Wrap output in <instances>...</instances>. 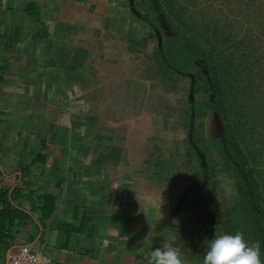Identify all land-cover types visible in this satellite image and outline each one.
Listing matches in <instances>:
<instances>
[{
  "label": "crops",
  "instance_id": "1",
  "mask_svg": "<svg viewBox=\"0 0 264 264\" xmlns=\"http://www.w3.org/2000/svg\"><path fill=\"white\" fill-rule=\"evenodd\" d=\"M147 3L0 0V264H147L164 244L202 264L228 234L199 202L216 115L149 62Z\"/></svg>",
  "mask_w": 264,
  "mask_h": 264
},
{
  "label": "rangeland",
  "instance_id": "2",
  "mask_svg": "<svg viewBox=\"0 0 264 264\" xmlns=\"http://www.w3.org/2000/svg\"><path fill=\"white\" fill-rule=\"evenodd\" d=\"M160 2L165 7L166 4L172 7L170 17L164 12L159 14L158 20H161L159 29H162L164 40L176 33L175 26L170 22L172 19L174 21L172 16H180L183 20L180 21L181 27L184 22L185 28L187 26L196 28L194 37L197 44L192 46V50L200 56L207 52L205 56L195 58L194 61L204 66L202 71L207 74L208 80L214 81V76L210 74L209 59L210 61L212 59L209 53L216 55L222 51L220 60L227 62L225 67L230 70V74L234 71L236 75L235 81L231 82L229 78L227 80L220 78V81H224L220 82V87L223 88L225 98L231 107V112L224 116L229 117V120L223 119L218 110L206 108L211 114L216 115L218 137L212 138L213 141L199 142L200 146L203 144L206 146V150L210 145L209 155L212 158L210 166L207 167L208 173H204L205 181L210 174L207 185L209 193L206 196L201 194L199 202H207L216 219L223 223L230 221L242 224L245 221V225H250V229H253L251 231L255 234L244 237L248 242H260L263 247L261 259L264 261V240L260 239L256 232L258 228H264V61L256 60L253 52H246V55L242 53L245 51V41L249 42L252 50L258 46L260 51L264 50V0H160ZM155 7L157 9V0ZM162 70L166 79H177L170 68L165 67ZM225 75L229 76L228 73ZM230 84L234 85L233 89L229 88ZM213 92L210 95L198 93L194 95V100L206 107L207 99L212 104L214 102ZM237 181H242L241 186L248 191L247 198H243L242 192L238 190ZM246 213L249 215L246 216ZM252 222L257 225H251Z\"/></svg>",
  "mask_w": 264,
  "mask_h": 264
},
{
  "label": "trees",
  "instance_id": "3",
  "mask_svg": "<svg viewBox=\"0 0 264 264\" xmlns=\"http://www.w3.org/2000/svg\"><path fill=\"white\" fill-rule=\"evenodd\" d=\"M145 8H146V11H145L146 21L154 29L159 26V21H158L159 13L164 12L168 16L172 13L171 11L172 7H170L169 4H166V7H165V5H162L160 0H157V8H159V12L156 11V7H154L150 3H147ZM172 17H174V21L172 19L170 20V22H172V24L175 26L174 28H176V33L173 35V37L170 36L167 39H165L161 43L160 46L156 45L154 47L150 55L149 62H151L152 65H156L157 69L158 68L160 69V72L162 73V76L164 78H167V77L165 75V72L162 69H164L165 67H168L173 71V75L177 76V78L179 77L180 79L182 78L188 79L190 82L191 93L193 95H197L198 93L203 94V95H210L214 90L215 92L214 102L212 104L209 101H207L208 100L207 99L205 101V106H206L205 108H207L208 110H214V109L218 110L220 114L223 115L222 116L223 119L226 118L229 120V117H224V116H226L228 112H231V107L229 106L230 105L228 104L229 101L226 100L225 98L226 94L224 93L223 88L221 89L220 85L221 83H224V81L222 80H224L225 78L226 80L227 78H229L230 82L232 80L235 81L236 75L234 74V71H232L233 74L232 73L230 74L229 73L230 70L229 69L227 70V68L225 67V65H227V62L220 60L222 58V53H221L222 51L220 52V54L219 52L216 53V55H213V53H209V56L211 55V59H212V61H210L209 59V63L211 65L210 74L214 76V81H209L207 74H205L202 71V69L204 70V66L202 67L200 63L198 62L196 63V61H194L196 60L195 58H200V57L205 56V54H207V52H205V54L200 56L194 50H192L193 49L192 46L197 44V42L195 41L196 37H194L195 31H196L195 26L194 27L187 26L185 28L184 27L185 23L183 22V27H181L180 21H183L182 18L180 16L178 17L172 16ZM248 43H249L248 41H245L246 47H244L245 51L242 53L246 55L247 54L246 52L248 53L253 52V56H256V60L263 62L264 61V50L260 51L259 46L258 48L255 47V50H252L253 48L249 46ZM247 47L248 48L250 47V49L248 50ZM225 73H228V75L229 74L230 75L226 76ZM220 78L222 79L221 80L222 82L220 81ZM233 84L228 85L230 89L234 88ZM239 85H241L240 82H239ZM211 160L212 158H210V162ZM212 171H213V168H212ZM204 173L206 174L208 173V168L205 170ZM209 177H210V174L208 175L206 179L207 182L209 180ZM237 182L238 183L236 184H237L238 190L242 192L243 198H247L248 191H245V188L241 186L240 182L242 181H237ZM242 215L243 214L240 215V219L243 218ZM248 215L249 214L246 213V216ZM214 219H216V215H214V217L211 218V222H214ZM229 222L230 221L225 223L227 226L226 230L228 231V234L234 235L237 231L244 233V236H247V235L250 236V234L252 235L255 234V232L253 233L251 231L253 229H250V225L249 226H247V224L245 225V221H243L242 224L240 223L234 224V223H231V222L229 223ZM255 224L257 225V223L255 222L251 223V225H255ZM256 232L258 233L259 238L264 240V228H258ZM262 249L263 247H261V252H262ZM262 256H263V253H262Z\"/></svg>",
  "mask_w": 264,
  "mask_h": 264
},
{
  "label": "clouds",
  "instance_id": "4",
  "mask_svg": "<svg viewBox=\"0 0 264 264\" xmlns=\"http://www.w3.org/2000/svg\"><path fill=\"white\" fill-rule=\"evenodd\" d=\"M168 231L178 239V234ZM205 248L202 264H264L260 242H248L240 231L214 236L205 241ZM147 264H192V259L190 250L182 252L181 248L164 244L150 251Z\"/></svg>",
  "mask_w": 264,
  "mask_h": 264
},
{
  "label": "built area",
  "instance_id": "5",
  "mask_svg": "<svg viewBox=\"0 0 264 264\" xmlns=\"http://www.w3.org/2000/svg\"><path fill=\"white\" fill-rule=\"evenodd\" d=\"M8 264H54L46 255L36 253L27 249H19L11 252L8 257Z\"/></svg>",
  "mask_w": 264,
  "mask_h": 264
}]
</instances>
